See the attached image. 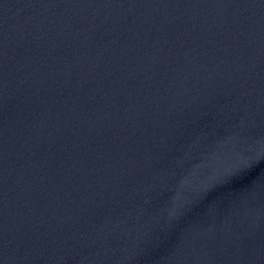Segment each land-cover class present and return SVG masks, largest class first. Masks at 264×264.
Returning a JSON list of instances; mask_svg holds the SVG:
<instances>
[{
  "label": "water",
  "instance_id": "1",
  "mask_svg": "<svg viewBox=\"0 0 264 264\" xmlns=\"http://www.w3.org/2000/svg\"><path fill=\"white\" fill-rule=\"evenodd\" d=\"M0 13L71 264H264V0Z\"/></svg>",
  "mask_w": 264,
  "mask_h": 264
},
{
  "label": "clouds",
  "instance_id": "2",
  "mask_svg": "<svg viewBox=\"0 0 264 264\" xmlns=\"http://www.w3.org/2000/svg\"><path fill=\"white\" fill-rule=\"evenodd\" d=\"M261 158H262L261 153H257L256 156L250 158V160H249V159H245L243 162H244L245 164H248V163H250V162H252V163H258V162L260 161Z\"/></svg>",
  "mask_w": 264,
  "mask_h": 264
}]
</instances>
